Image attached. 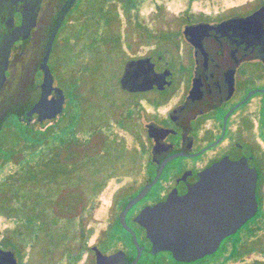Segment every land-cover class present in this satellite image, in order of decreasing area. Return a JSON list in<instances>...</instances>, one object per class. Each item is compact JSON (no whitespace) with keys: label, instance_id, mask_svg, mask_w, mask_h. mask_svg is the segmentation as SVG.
Listing matches in <instances>:
<instances>
[{"label":"flooded vegetation","instance_id":"flooded-vegetation-1","mask_svg":"<svg viewBox=\"0 0 264 264\" xmlns=\"http://www.w3.org/2000/svg\"><path fill=\"white\" fill-rule=\"evenodd\" d=\"M66 1L0 0V135L6 121L13 117L9 112L23 108L24 93L32 101L36 97L32 106L39 100L44 76L41 62ZM80 1L73 2L52 43L47 66L53 78L50 61L54 49L64 48L59 33L65 18ZM256 4L253 9L228 10V14L214 18L193 19L186 15L183 23L171 30L179 36L182 33L183 45L176 48L179 60L175 55L167 58L170 51L163 45L146 56L123 60L117 84L130 99L127 119L119 120V126L135 137L143 177L124 188L118 194L120 199H114L111 205L107 228L112 225L117 230L119 243L102 249L100 244L108 245L107 228H103L95 246L105 256L120 251L123 264H264V259L259 260V224H264V18L263 22L259 17L234 19L251 15L264 6V0ZM230 19L233 20L225 22ZM198 22H207L210 27L188 28L185 36V28ZM141 28L150 31L146 26ZM141 58H150L156 73L168 71L170 84L165 88L154 85L135 89L143 79L151 82V73L142 67L148 60H138ZM128 62L140 65L138 69L132 67V90L123 89L120 83ZM109 75L116 77L114 73ZM25 117L28 120L26 113L16 119L20 123ZM222 160L238 166L245 160L249 167L255 168L257 211L235 233L225 236L213 251L182 248L184 245L178 249V232L189 230L180 225L188 213L167 207L155 213L151 208L166 202L171 194H186L202 173ZM237 171H227L236 175L229 181L234 188L240 186ZM158 173L147 194L126 212L125 227L121 223L125 206ZM199 205L202 209L189 215L192 213L198 218L197 231L205 241L201 244L207 246V241L214 238L210 220L216 216L215 204L203 201L196 206ZM156 218H160L161 234L165 238L159 250L153 249ZM254 219L258 222L256 229L242 232ZM123 238L127 245L121 241ZM92 246L86 247L90 253L87 264H96ZM15 256L19 264L20 258Z\"/></svg>","mask_w":264,"mask_h":264},{"label":"rangeland","instance_id":"rangeland-1","mask_svg":"<svg viewBox=\"0 0 264 264\" xmlns=\"http://www.w3.org/2000/svg\"><path fill=\"white\" fill-rule=\"evenodd\" d=\"M258 2L260 0H142L138 3L136 9L130 10L129 18L124 13L120 0L107 2L104 0H81L78 2L71 14L65 18L64 25L59 33V39H62L61 44L64 48L60 50L57 46L50 61L57 86L64 89V91L66 85L72 89L71 91L74 89L81 90V97L75 100L81 108L73 105L71 94L66 95L65 108L68 105L69 109H72L70 114V121L72 122L70 123V134L72 138L89 137L96 129L99 133L108 135L110 138L114 136L118 141L122 139L128 148H134L140 152L135 137L119 126V120L127 119L125 114L128 111L130 99L129 94L120 90L117 84V77L123 70V60L146 56L153 50L159 49L161 45H164L170 51L167 58L175 55V59L179 60L176 56V48L183 45V38L182 33H180V36L178 33H174L170 42L166 44H158L155 39L145 41V38L139 35V32H142L143 29L136 28V22H140L142 26H146L155 34L159 28L167 27L166 30H173L177 25L183 23L182 18L184 19L186 15L193 19L201 17L214 18L227 13L228 10L245 11L253 9ZM112 4L116 5L118 14L115 23L110 26L107 22L99 20L97 28L91 25L92 21H95L90 16L93 9L102 17L105 9ZM159 7L162 8L161 12H159ZM96 30L97 32H94ZM97 35L101 47L94 44L95 40L93 38L95 39ZM101 36L106 40L108 39V41H102ZM117 36L121 37V45L118 44ZM105 41L108 43L110 52H105V47H102ZM174 41L176 44L172 45ZM87 43H89V46L86 47ZM115 46L116 50L113 49ZM94 47H98V49L96 50ZM183 47L185 49V46ZM98 62L100 71L94 73L93 69ZM104 62L108 65L107 69L104 68ZM86 66L90 68L88 69ZM113 73L116 75L115 78L109 75ZM70 74L72 78L66 80L68 82L66 84L64 78L66 79ZM73 76L79 78L80 82L76 83ZM65 108L54 119L45 120L41 123L37 122L35 117H33V120H27L25 117L20 123L31 127L33 130H45L46 127L55 124L67 113ZM79 117L82 124L80 128L74 129L75 119H79ZM16 122L15 118H9L0 137L3 138L4 134L13 129ZM5 150V148L0 149V162L5 157ZM137 155L139 156V154ZM141 168H143V164L139 161L134 172L123 175L120 179H109L104 189L98 193L95 207L84 213L86 247L97 244L101 230L107 228V224L110 222L111 213L109 211L114 199L118 201L124 188L132 185L134 181L142 179ZM14 169L15 166L10 163L0 169V181ZM119 193L120 195H118ZM257 223L256 219L251 220L241 231L245 232L251 228L256 229ZM17 224L19 222L17 223L16 220L7 219L0 215V240L3 237H12L14 242L21 246V251L1 245L0 247L12 249L15 255L20 258L19 264H68L66 256L61 254L62 249H57L55 252L47 251L45 250L46 246L42 245V241L33 248L30 245L31 241L23 240L13 234V229ZM107 233L108 245L100 244L99 246L102 249H108L110 246H116L119 243L116 235L118 232L112 225L107 228ZM121 241L126 245L128 243L124 238ZM259 250H264V230H259ZM261 251H259V260L264 259V252ZM52 253H55V257H52ZM52 258H56V260L52 262ZM89 258L90 253L87 249L76 264H87Z\"/></svg>","mask_w":264,"mask_h":264},{"label":"trees","instance_id":"trees-1","mask_svg":"<svg viewBox=\"0 0 264 264\" xmlns=\"http://www.w3.org/2000/svg\"><path fill=\"white\" fill-rule=\"evenodd\" d=\"M120 1L129 18L130 10L136 9L142 0ZM161 11L162 8L159 7V12ZM90 16L95 19L91 23L94 27H98L99 20L111 26L118 19L116 5L112 4L105 9L102 17L94 9ZM135 25L136 28H141L140 22ZM153 33L152 30H143L139 35L145 41L155 39L158 44L170 42L174 35V32L168 30ZM93 40L95 46H99L98 35ZM101 40L106 39L101 36ZM117 40L121 45L120 36H117ZM106 41L102 47H105V52H110ZM113 49L116 50V46ZM104 66L105 69L108 68L105 62ZM90 67L86 66L88 69ZM93 70L94 73L100 71L99 62ZM73 78L76 83L80 82L79 78ZM66 80L68 78H64V82L68 84ZM71 90L66 85V95L71 94L73 105L81 108L75 102L81 97V90ZM31 98L24 93L23 108L9 113L15 119L25 115L36 99L35 97L32 101ZM71 110L67 105V113L45 130H33L17 121L15 127L0 139V149H6L0 169L9 163L15 166L0 181V215L19 222L13 229V234L31 241L33 248L42 241V245L46 246L45 250L55 252L62 249L61 254L66 256L67 263L76 264L87 249L84 213L95 207L97 195L107 185L108 180L120 179L123 175L134 172L140 157L137 155L139 151L128 148L122 139L118 141L114 136L110 138L96 129L89 137L72 138ZM81 124L80 117L75 119L74 129L80 128ZM262 228L264 224H259V230ZM0 245L21 251V246L12 237H3ZM54 254L52 253V257H55ZM52 259V262L56 260Z\"/></svg>","mask_w":264,"mask_h":264},{"label":"water","instance_id":"water-1","mask_svg":"<svg viewBox=\"0 0 264 264\" xmlns=\"http://www.w3.org/2000/svg\"><path fill=\"white\" fill-rule=\"evenodd\" d=\"M74 1L75 0L66 1L65 5L61 9V12L56 18L55 26L51 36L47 41L44 57L40 66L44 72L41 82V94L39 100L31 107L29 111L26 112L28 120H32L34 116H36V121L38 122L54 119L64 110L66 95L64 90L55 84L53 75L47 66V58L61 22ZM257 17L261 19V22H263L264 6L260 7L247 17H237L234 19L249 20ZM33 19L34 18H32L31 23ZM232 20L233 19H230L225 22H230ZM209 27L210 25L207 22H198L187 26L184 30V35L187 36L188 28L207 29ZM187 39L190 40L189 38ZM138 60H148L143 62L142 67L143 69H146V72L151 73L149 77L151 82H147L146 79H143L140 81L139 87H136L135 89L144 90L154 85H156L158 88H165L170 84L171 80L169 77H167L168 71L156 73L153 69V63L150 62V58H141ZM139 66L140 65H138L137 62H128L125 65V72L120 81L121 87L123 89L132 90L134 88L130 81V75L131 72H133L132 67L138 69ZM230 169H238L237 172H240L238 175V185L240 186L237 188H234L232 183L230 184L232 177L236 176L233 173H227V171ZM158 177L159 173L156 175L153 181L145 185L125 206L121 215V223L125 227H127L124 220L126 212L134 203L139 201L147 194L148 190L157 181ZM255 182V168L249 167L245 160L240 166L230 163L227 160H222L202 173L200 180L192 185L186 194L183 196L171 194L167 198L166 202L156 204L151 208V210H154L155 213H159L163 208L167 207L169 209L177 210L178 212H187L188 216L185 217L183 221L181 220L180 225L187 226L189 230L178 232V239H176V242L178 243V246L179 244L180 246L177 248L179 249L184 245L182 248L195 249L199 251H213L217 249L220 241L225 236L235 233L248 219L255 215L257 211ZM203 201L214 202L216 210V216L214 220H210V232H212L214 238L207 241V246L201 244L205 241H202L203 239L200 237V233L197 231L198 218L194 216V214H196L195 210L202 209L201 205L196 206L197 203ZM149 210L150 209L146 210V213ZM189 212H194V214L191 213L189 215ZM153 226V249L159 250L162 248L165 241V238H163L161 234L160 218H156L153 221ZM134 242L136 245L138 244L136 238L134 239ZM91 249L95 253L96 264H123L121 262L123 253L120 251L112 255L105 256L97 246L94 245L91 247ZM0 264H18L15 252L12 249H4L0 247Z\"/></svg>","mask_w":264,"mask_h":264}]
</instances>
